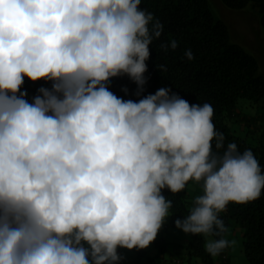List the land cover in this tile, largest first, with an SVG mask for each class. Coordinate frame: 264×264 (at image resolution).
Listing matches in <instances>:
<instances>
[{"label":"clouds","instance_id":"1","mask_svg":"<svg viewBox=\"0 0 264 264\" xmlns=\"http://www.w3.org/2000/svg\"><path fill=\"white\" fill-rule=\"evenodd\" d=\"M140 4L0 0V264H117L118 247L156 239L172 206L161 190L180 192L190 179L203 195L174 226L221 237L205 244L215 257L230 246L218 214L260 197L258 160L224 145L210 104L168 88L139 102L108 90L121 75L136 95L146 83L163 25ZM25 76L52 87L29 103Z\"/></svg>","mask_w":264,"mask_h":264},{"label":"trees","instance_id":"2","mask_svg":"<svg viewBox=\"0 0 264 264\" xmlns=\"http://www.w3.org/2000/svg\"><path fill=\"white\" fill-rule=\"evenodd\" d=\"M220 3L229 10L248 9L257 13L264 33V0H220ZM139 7L151 13L154 20L163 25L159 38L149 45L150 55L145 61L147 70L143 74L146 83L140 95H136L137 85L127 75H121L109 79L108 90L122 100L139 102L160 88H168L170 95L175 93L190 105L210 104L214 110L212 123L215 131L223 134L224 145L235 143L240 152L251 150L264 172V76L260 73L256 58L232 42L227 25L211 13L209 0H141ZM171 41L177 44L174 49L170 47ZM188 50L192 53L191 60L185 56ZM52 83L44 79L33 82L25 76L20 91L26 92L24 99L32 103L33 98L40 95L38 89L50 90ZM247 105L262 111L254 116L241 115L236 111ZM252 123L255 130L251 128ZM243 126L248 127L251 136L259 132L260 139L245 138L242 135ZM212 145L215 153V140ZM192 182L194 180L190 179L183 190L174 194L167 188L161 190L162 195L172 202L168 210V224L173 229L178 230L174 221L189 215L193 207L190 201ZM218 218L226 228L233 224L239 231L241 252L249 264H264V189L260 197L253 201L229 203ZM206 243L207 237L204 235L188 236L184 246V257L188 264L192 260L201 264H215L213 256L205 250ZM161 244V238L150 243L163 253ZM223 251L220 255L226 260ZM134 253L138 263L140 260L153 261L145 249H134Z\"/></svg>","mask_w":264,"mask_h":264},{"label":"rangeland","instance_id":"3","mask_svg":"<svg viewBox=\"0 0 264 264\" xmlns=\"http://www.w3.org/2000/svg\"><path fill=\"white\" fill-rule=\"evenodd\" d=\"M209 4L211 13L214 15V17L223 21L227 25L232 42L241 46L248 54L256 58L260 73L264 76V33L261 29V26L259 25L258 14L248 9L240 11L226 9L222 6L220 0H209ZM236 111L240 112L241 115H245L246 113L249 116H254L256 113L260 114L262 110H259L257 107L251 108L247 105L246 107H241ZM252 124L253 125L251 128L255 130V125L254 123ZM247 129L248 127H242V135L245 136V138L249 137L256 141L260 139L258 137L259 132H256L251 136L249 135L250 133L248 134ZM190 193V201L192 202L197 196L203 195L202 182H192L190 184ZM169 216L170 215L166 216L165 218L168 220ZM226 229L227 231L223 234V238L230 242V246L223 251V254L226 257V263L249 264V261L241 252L242 239L240 234H238L239 231L233 227V224ZM162 235L164 234H158L156 239L162 238ZM169 238L172 239L171 236ZM208 239H212V237H207V241Z\"/></svg>","mask_w":264,"mask_h":264},{"label":"crops","instance_id":"4","mask_svg":"<svg viewBox=\"0 0 264 264\" xmlns=\"http://www.w3.org/2000/svg\"><path fill=\"white\" fill-rule=\"evenodd\" d=\"M169 220V219H168ZM168 220L165 218V221L158 231V234L162 235V246L164 248L163 253H160L156 248L149 245L145 250L147 251L148 256L153 260L151 263H148L147 260H138L135 257L134 249L128 250L126 248H117V254L121 259L117 264H188L184 254V246L188 241V236L185 235L180 230L173 229L169 226ZM172 237L170 239L169 237ZM88 247L87 244L84 245ZM215 264H227L226 260H223L222 256L219 254L215 256ZM191 264H201L197 260H192Z\"/></svg>","mask_w":264,"mask_h":264}]
</instances>
